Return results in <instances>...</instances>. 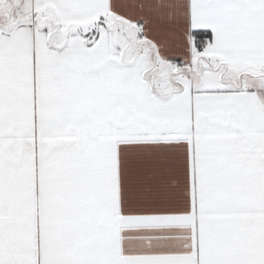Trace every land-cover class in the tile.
<instances>
[{
    "label": "snow or ice",
    "instance_id": "snow-or-ice-1",
    "mask_svg": "<svg viewBox=\"0 0 264 264\" xmlns=\"http://www.w3.org/2000/svg\"><path fill=\"white\" fill-rule=\"evenodd\" d=\"M0 264H264V0H0Z\"/></svg>",
    "mask_w": 264,
    "mask_h": 264
}]
</instances>
